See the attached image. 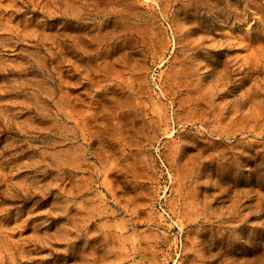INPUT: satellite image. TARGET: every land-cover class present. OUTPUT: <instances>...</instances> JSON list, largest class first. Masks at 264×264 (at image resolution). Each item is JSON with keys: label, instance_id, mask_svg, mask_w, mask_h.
<instances>
[{"label": "rangeland", "instance_id": "obj_1", "mask_svg": "<svg viewBox=\"0 0 264 264\" xmlns=\"http://www.w3.org/2000/svg\"><path fill=\"white\" fill-rule=\"evenodd\" d=\"M0 264H264V0H0Z\"/></svg>", "mask_w": 264, "mask_h": 264}]
</instances>
